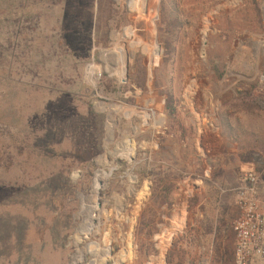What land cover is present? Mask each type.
Returning a JSON list of instances; mask_svg holds the SVG:
<instances>
[{
	"label": "rangeland",
	"instance_id": "obj_1",
	"mask_svg": "<svg viewBox=\"0 0 264 264\" xmlns=\"http://www.w3.org/2000/svg\"><path fill=\"white\" fill-rule=\"evenodd\" d=\"M258 40L264 0H0V264H215L249 168L264 211Z\"/></svg>",
	"mask_w": 264,
	"mask_h": 264
},
{
	"label": "built area",
	"instance_id": "obj_2",
	"mask_svg": "<svg viewBox=\"0 0 264 264\" xmlns=\"http://www.w3.org/2000/svg\"><path fill=\"white\" fill-rule=\"evenodd\" d=\"M260 174L244 171L237 188V215L232 221L234 264H264V211L259 202Z\"/></svg>",
	"mask_w": 264,
	"mask_h": 264
},
{
	"label": "crops",
	"instance_id": "obj_3",
	"mask_svg": "<svg viewBox=\"0 0 264 264\" xmlns=\"http://www.w3.org/2000/svg\"><path fill=\"white\" fill-rule=\"evenodd\" d=\"M249 169H251V168H249ZM236 209H237V207H236ZM237 212L238 211L236 210V214H235L234 218L236 217ZM233 219H232V221H233ZM226 221L228 224H226L223 229L219 230L218 236H220V237L217 240L220 247H223V244H225V243L226 244H225L224 248H221V250L223 249V253L218 252L216 255H214L215 256L214 257V263L215 264H221L223 257L226 259L228 256H229L231 264H234L235 237H234V233L232 230V221H229V220H226ZM217 222H218V219H215V224H216L215 225V233L217 232V229H216ZM223 223H224V221H223ZM221 234H223L225 236L224 240H222L223 235L221 236ZM201 248L203 250H205L206 246L203 244V246ZM227 249H228V251H227ZM227 252L229 253V255L227 254ZM201 259L204 261H206V260L208 261L211 258L209 256L204 255Z\"/></svg>",
	"mask_w": 264,
	"mask_h": 264
},
{
	"label": "water",
	"instance_id": "obj_4",
	"mask_svg": "<svg viewBox=\"0 0 264 264\" xmlns=\"http://www.w3.org/2000/svg\"><path fill=\"white\" fill-rule=\"evenodd\" d=\"M101 53H102V51H100L98 56H97V60L99 62H102ZM262 77L264 78V70H263V73H262ZM99 106H101V107H99ZM101 110L102 111L105 110L104 103L101 102V101L100 102H96L95 111L98 112V111H101ZM112 120H113V117H111V112L109 111L107 113V121H106V124H105V136H104V139H103V147L105 149V152L103 154L112 153V151H114L116 149V146H117V142H115V129H113L112 126L109 124V122L112 121ZM113 122H115V124H116L115 120ZM108 143L109 144L114 143L115 146L112 148V150L108 149V147H107ZM103 154H100V155L97 156V158L94 160L95 164L98 165L99 158H101V156Z\"/></svg>",
	"mask_w": 264,
	"mask_h": 264
},
{
	"label": "bare ground",
	"instance_id": "obj_5",
	"mask_svg": "<svg viewBox=\"0 0 264 264\" xmlns=\"http://www.w3.org/2000/svg\"><path fill=\"white\" fill-rule=\"evenodd\" d=\"M257 47H258V49L257 50H264V41H260V40H258L257 42ZM104 52V50H102V53ZM105 70L107 71L106 73L108 74V75H110V73H109V71H108V69L107 68H105ZM101 73H97V72H95L94 73V75H96V77H97V75H100ZM91 81H93V80H91ZM209 96V95H208ZM118 111H121L124 115H126L128 112L129 113H131V110H127V109H125V108H123V107H121L120 105H115V106H113V107H111V110H110V112H111V116L113 115L112 113L113 112H118ZM113 117V116H112ZM113 121H114V119H113ZM111 123H112V121H110L109 122V124L111 125ZM115 123V122H114ZM124 136H127V134H124ZM118 143V142H117ZM117 147V146H116ZM116 150V149H115ZM114 150V151H115Z\"/></svg>",
	"mask_w": 264,
	"mask_h": 264
},
{
	"label": "trees",
	"instance_id": "obj_6",
	"mask_svg": "<svg viewBox=\"0 0 264 264\" xmlns=\"http://www.w3.org/2000/svg\"><path fill=\"white\" fill-rule=\"evenodd\" d=\"M173 52V48H172V43L171 42H168L167 43V54L171 55V53ZM167 103H168V106L170 107V105H172V100L171 99H168L167 100ZM170 109V112L172 115H175L176 114V108H169ZM191 198V197H190ZM188 208V206H187ZM147 224L148 226L153 224V219H150L149 221H147ZM158 237H159V232H157L155 235H154V239L155 241L158 240ZM172 243V242H171ZM171 243L169 245H171ZM171 248H173V245L171 246ZM172 254V253H171ZM168 262L170 263L171 262V259L169 257L168 259Z\"/></svg>",
	"mask_w": 264,
	"mask_h": 264
}]
</instances>
